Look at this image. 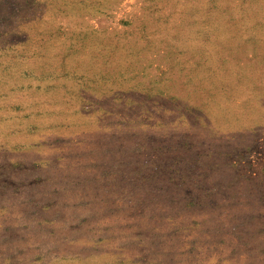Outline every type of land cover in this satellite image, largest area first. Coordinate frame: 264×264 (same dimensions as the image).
<instances>
[{
	"label": "rangeland",
	"instance_id": "374dc122",
	"mask_svg": "<svg viewBox=\"0 0 264 264\" xmlns=\"http://www.w3.org/2000/svg\"><path fill=\"white\" fill-rule=\"evenodd\" d=\"M0 264H264V0H0Z\"/></svg>",
	"mask_w": 264,
	"mask_h": 264
}]
</instances>
